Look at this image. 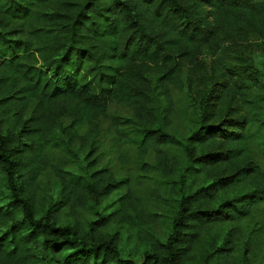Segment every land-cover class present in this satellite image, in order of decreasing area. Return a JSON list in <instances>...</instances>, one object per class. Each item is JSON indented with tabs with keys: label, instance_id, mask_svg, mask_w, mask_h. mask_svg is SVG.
I'll list each match as a JSON object with an SVG mask.
<instances>
[{
	"label": "trees",
	"instance_id": "trees-1",
	"mask_svg": "<svg viewBox=\"0 0 264 264\" xmlns=\"http://www.w3.org/2000/svg\"><path fill=\"white\" fill-rule=\"evenodd\" d=\"M252 41L264 44V0H0V264H186L200 247V264H264V227L244 249L209 241L215 226L264 212V72L219 56ZM204 54L214 77L232 76L219 103L244 111L225 125L234 132L205 124L208 100L186 92L184 70L200 76ZM111 106L129 110L135 125L119 137L158 173L144 189L96 169L98 155L66 169L76 142L98 151ZM219 139L223 153L195 152ZM50 168L61 190L49 202L39 182ZM198 175L212 182L195 187ZM87 210L97 218L84 222ZM113 223L147 228L142 262L123 256Z\"/></svg>",
	"mask_w": 264,
	"mask_h": 264
},
{
	"label": "rangeland",
	"instance_id": "rangeland-1",
	"mask_svg": "<svg viewBox=\"0 0 264 264\" xmlns=\"http://www.w3.org/2000/svg\"><path fill=\"white\" fill-rule=\"evenodd\" d=\"M221 58H225L228 64H237L239 66L249 67L255 74L261 76L264 72V44L260 41H252L245 44L234 43L222 52L219 53ZM212 56L204 54L201 58L202 70L200 66L199 75L196 77H190L189 71H184V82L186 92L195 98V100L203 103V98L207 101V114L205 116V124L210 126H220L218 128L226 129L227 132L236 131L233 127L225 126L231 120H236L242 114L236 111V107L232 105L229 99L223 105L219 103V97L226 94V85L230 77L216 78L211 72ZM201 72V73H200ZM264 80V78H263ZM194 82V84H192ZM208 82H211L209 84ZM239 96V95H237ZM195 105V114L193 116H185L178 129V136L186 137V133L191 128L193 121L191 119L197 118L198 110ZM198 119V118H197ZM135 122L129 110L119 106H111L109 109V115L103 118L101 121V129L95 140L99 145L98 151L91 154L90 142L83 143L76 142L72 145L70 151L73 154V160L70 165L66 167L67 170L76 173L82 172V169H87L92 166V162L98 155V162L95 165L96 169L103 167H109L115 173L118 179H129L130 183L137 187H146V184L152 185L155 178L158 177V173L154 172L151 168L141 169L138 162V156L136 151L131 145L126 142L124 138L119 137L120 131H126L133 128ZM133 126V127H132ZM223 139H219L218 144L214 147L203 148L200 144L196 149V153L208 152L209 154H221L224 152L222 145ZM82 146V147H81ZM193 147V145L191 144ZM213 146V145H212ZM230 173H226L220 170L218 176L228 177ZM199 178L191 180L193 186H197L199 183L202 185H209L212 182V177L204 175H198ZM60 178L58 174L49 169L40 178V197L44 201H52L57 198L61 190ZM144 189V188H143ZM143 191V190H142ZM238 190H229L224 195L225 198H232L236 195ZM121 194L115 193L108 198L101 199L97 204V210L103 213L112 212L117 206V199ZM46 204L43 202V205ZM93 210H87L84 216V222H89L97 218V214ZM65 219V218H64ZM63 219V222L65 220ZM62 222V223H63ZM160 234H166L168 229L166 223L160 224ZM264 227V212L259 216L254 215L246 220L238 223H229L225 225H217L212 229L209 237V241L214 242L218 247L233 249H244L248 241L250 240L253 231ZM147 231L146 227H141L132 223H113L110 233L117 232L120 239V248L124 257L134 258L138 262L143 261V254L147 250L148 245L144 240V233ZM261 248L264 250V239L260 241ZM199 251L189 260L186 264H200V252L203 247L198 249Z\"/></svg>",
	"mask_w": 264,
	"mask_h": 264
}]
</instances>
